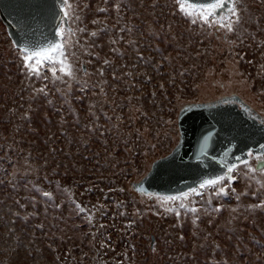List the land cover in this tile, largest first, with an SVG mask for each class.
<instances>
[{
    "label": "rangeland",
    "instance_id": "obj_1",
    "mask_svg": "<svg viewBox=\"0 0 264 264\" xmlns=\"http://www.w3.org/2000/svg\"><path fill=\"white\" fill-rule=\"evenodd\" d=\"M231 7L224 46L177 0H67L71 76L31 71L0 20V264H264L254 160L182 201L128 187L184 102L233 90L264 113V0Z\"/></svg>",
    "mask_w": 264,
    "mask_h": 264
},
{
    "label": "water",
    "instance_id": "obj_2",
    "mask_svg": "<svg viewBox=\"0 0 264 264\" xmlns=\"http://www.w3.org/2000/svg\"><path fill=\"white\" fill-rule=\"evenodd\" d=\"M231 4L223 15L229 13ZM63 7L61 0H0V20L14 47L22 51L25 46L62 42L56 33L61 25H67ZM214 35L227 46L220 24L215 25ZM176 123L178 133L172 149L155 158L141 178L128 183L136 194L154 198L179 196L192 189L199 193L204 181L231 178L236 167L251 159L254 170L262 169L257 157H264V113L235 91L207 101L184 102ZM228 166H234L231 172ZM154 241L152 233L151 248Z\"/></svg>",
    "mask_w": 264,
    "mask_h": 264
},
{
    "label": "snow or ice",
    "instance_id": "obj_3",
    "mask_svg": "<svg viewBox=\"0 0 264 264\" xmlns=\"http://www.w3.org/2000/svg\"><path fill=\"white\" fill-rule=\"evenodd\" d=\"M234 0H208L207 3H197L196 0H177V4L180 7V11L186 16L193 19L195 23L197 19L203 20V22L211 24L213 22L219 21L221 26H227L231 30L232 24L228 22L227 25L223 22V12L225 7L229 3H233ZM61 3L67 7V0H61ZM64 12L65 17L68 13L61 9ZM228 11L232 14H235V8L231 7ZM57 37H63V33L58 31L56 33ZM95 35V33H93ZM24 53L25 65L31 71L36 72L37 74L42 68H49L53 71V76L56 75V69L59 67V71L65 75L71 76L72 70L71 66L67 63L66 59V49L62 42L54 41L47 45H38L35 47L22 48ZM206 139V138H205ZM248 155H252L249 153ZM258 162L262 165V170H264V157H257ZM234 166H228V171L231 172ZM222 178L218 179H209L204 181L200 187H215ZM223 191V189H221ZM192 193L199 195L196 189H192ZM188 193L183 194V197H169L170 200H181L186 198ZM181 207H184L183 202L180 204ZM84 209H81L83 211ZM195 211V209H193Z\"/></svg>",
    "mask_w": 264,
    "mask_h": 264
},
{
    "label": "flooded vegetation",
    "instance_id": "obj_4",
    "mask_svg": "<svg viewBox=\"0 0 264 264\" xmlns=\"http://www.w3.org/2000/svg\"><path fill=\"white\" fill-rule=\"evenodd\" d=\"M230 14V12L228 13V14H226V15H223V18H225L226 16H228ZM220 39V38H219ZM221 40V39H220ZM233 90H229V92H225V93H222L221 95H223V94H227V93H230V92H232Z\"/></svg>",
    "mask_w": 264,
    "mask_h": 264
}]
</instances>
